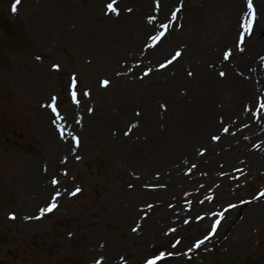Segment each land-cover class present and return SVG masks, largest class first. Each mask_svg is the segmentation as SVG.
Listing matches in <instances>:
<instances>
[{"label":"rangeland","instance_id":"rangeland-1","mask_svg":"<svg viewBox=\"0 0 264 264\" xmlns=\"http://www.w3.org/2000/svg\"><path fill=\"white\" fill-rule=\"evenodd\" d=\"M111 2L0 0V264H264V0Z\"/></svg>","mask_w":264,"mask_h":264},{"label":"bare ground","instance_id":"bare-ground-1","mask_svg":"<svg viewBox=\"0 0 264 264\" xmlns=\"http://www.w3.org/2000/svg\"><path fill=\"white\" fill-rule=\"evenodd\" d=\"M232 1L234 2V5L232 6L231 9H233L235 7V10H236L237 7H239V5H240L239 0H232ZM259 2H260V0H256V3L257 4ZM256 9H257V6H256L255 3H253V10L255 11ZM245 14H247L246 11H245ZM239 15H240V13L238 14V16ZM210 19H211V16H210ZM120 20L121 21H126V20H124L122 18H120ZM115 21H116L115 19H112V22H115ZM136 23H138V21ZM184 34L186 35V38H187V35L188 34H186V33H184ZM125 43L128 46L126 45L124 47H132V46H134V41L130 40L129 38H127L125 40ZM164 51H165V48H164V45H163V42H162L161 44H159L154 49H152V50H146L144 54L146 55V58H156V57L161 56L164 53ZM249 75L256 76L258 78L259 75H260V73L258 72V70H256L253 73H249ZM262 81L263 80L259 78L258 81H257V84H254L253 81H250V82L252 84L257 85L258 87H260L261 84H262ZM208 104H209V101H206L205 102V105H208ZM210 124H211V122H208V121L206 122V125L209 126V127H210ZM54 127H55V123H52V120H50L49 122H47L43 126V131H44L43 134L45 135L46 138H49L50 141H53L54 140V141L57 142L58 138H57V136L54 135L55 134ZM258 127H260V126H258ZM256 131H257L256 128H253L251 130V132H250V137H252L253 135H257V134H255ZM246 140L248 141L250 139L249 138L248 139H241V141H240L241 145L238 147V150L242 152L241 154L238 153V152H236V151H234V152H231V153H228V154L224 155L225 158L220 159L221 162L218 165H216V163H214L210 167H206V170L207 171L204 172V175L209 176V175L212 174L216 178L215 173H216V171H218V169H223V170L229 172L228 170H231V169L235 168V166H239V159H240V157H242L240 159V161H241V163L243 162V164L248 163L251 166H257V165H260V163H261V165H264V139L263 138L260 139V138H257L256 137V141L257 142H254V144H256L255 150L248 149ZM208 142L209 141H207L206 143H208ZM256 150H258V151L256 152ZM170 151L171 150H169V152ZM169 152H168L167 159H170V160L174 161V163H175L177 161V160H175L176 155L173 152L172 153H169ZM237 154H240V155H237ZM229 167H232V168H229ZM198 178H201V177H199V175H198ZM174 180L176 182V185H174V187H181V186H183V182L182 181H178L176 175L174 177ZM163 197H167V195L164 193L163 194ZM178 197H179L178 200H177L178 201V204L176 206L177 213H176V216H174V219H175V223L177 225L180 224V226H181L182 225L181 224V222H182L181 216L182 215H185V213L188 214V212L191 209V207H189L187 205L192 204V207H193L195 205V202H194V200L191 199V198H194V196H192V195L191 196L187 195L185 198H183V200L185 199L186 202L183 201V200L181 202H179L181 200V198H180V196H178ZM220 221H219V224H220ZM217 229H218V227H217Z\"/></svg>","mask_w":264,"mask_h":264},{"label":"snow or ice","instance_id":"snow-or-ice-1","mask_svg":"<svg viewBox=\"0 0 264 264\" xmlns=\"http://www.w3.org/2000/svg\"><path fill=\"white\" fill-rule=\"evenodd\" d=\"M18 3H20V0H16V3H14V4L12 5V11H13V12L16 11V4H18ZM116 3H117V0H112L111 3H108V4H107V8H108V10H109L110 12L118 14V10H117V8L114 7V4H116ZM247 8H248V17H249V18H248V20H247L244 24H242V27L244 28L245 33L251 31L252 21H253L254 18H255V13H254V10H253L252 0H247ZM177 11H179V9H177ZM173 16L175 17V13L173 14ZM149 22L151 23V19L149 20ZM164 27H166V26H164ZM163 35H164V33H160L159 36H155V37H153L152 39H153L154 41H159L160 37L163 36ZM243 35H244V34L242 33V34H241V43L243 42ZM229 55H230V54H229L228 52H226V53L224 54V58L227 60V59L229 58ZM179 56H180V52H177V53L175 54V56L172 57V60H175V59H176L177 57H179ZM172 60H169L168 63H171ZM163 66H164V65H162V67H163ZM54 67H58V66H55V65H54ZM189 74L191 75V73H189ZM221 75L223 76L224 73H221ZM74 83H75V82H74ZM103 83L106 85L108 82H107V81H104ZM85 95H87V93H85ZM72 96H73V101L76 102V94H75V92L72 93ZM53 99H55V98H53ZM50 107L52 108V111H53V112H56V108H55L54 105H50ZM260 107H261L262 109H264V103H262V104L260 105ZM225 131H227V129H225ZM212 138H213V140H217V139H219V137H216V136H213ZM52 183H53V184H56V183H58V182L55 181V180H53ZM79 191H80V189H76V192H79ZM72 194L75 195L76 193L74 192V193H72ZM57 195H59V193H57ZM53 199H55V198H53ZM56 207H57V205H56L55 203H53V204L49 205L47 208L41 209V213L44 214V213H46V212H51V211H52L53 209H55ZM10 218H11V219H15L14 216H11ZM37 218H39V217H37ZM218 223H219V221L216 222V224H218ZM215 227H216V225L214 224V225H213V231H215ZM133 231H135V229H133ZM177 243H178V242H177ZM199 243H203V241H200ZM173 247H175V245H173ZM169 255H170V254H169ZM164 258H165V254H164L163 252H161V253H160L158 256H156L154 259L148 260V261H147V264H157V261H159V260H163Z\"/></svg>","mask_w":264,"mask_h":264}]
</instances>
